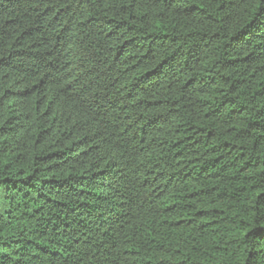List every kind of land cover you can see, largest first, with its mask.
Returning a JSON list of instances; mask_svg holds the SVG:
<instances>
[{
	"label": "trees",
	"instance_id": "16d2710c",
	"mask_svg": "<svg viewBox=\"0 0 264 264\" xmlns=\"http://www.w3.org/2000/svg\"><path fill=\"white\" fill-rule=\"evenodd\" d=\"M0 264H264V0H0Z\"/></svg>",
	"mask_w": 264,
	"mask_h": 264
}]
</instances>
